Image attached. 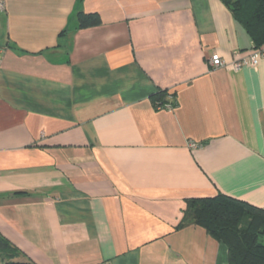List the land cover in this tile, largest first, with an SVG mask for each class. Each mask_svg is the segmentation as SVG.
<instances>
[{
	"label": "crops",
	"instance_id": "1",
	"mask_svg": "<svg viewBox=\"0 0 264 264\" xmlns=\"http://www.w3.org/2000/svg\"><path fill=\"white\" fill-rule=\"evenodd\" d=\"M251 46L221 0H4L0 234L19 260L228 264L175 226L217 192L264 207V55L234 65Z\"/></svg>",
	"mask_w": 264,
	"mask_h": 264
},
{
	"label": "trees",
	"instance_id": "2",
	"mask_svg": "<svg viewBox=\"0 0 264 264\" xmlns=\"http://www.w3.org/2000/svg\"><path fill=\"white\" fill-rule=\"evenodd\" d=\"M235 22L243 27L256 49H264V0H221ZM77 28L100 24L96 12L78 11ZM64 30L59 32L62 36ZM166 90L151 94L155 106L173 105ZM201 226L227 250L228 264H264V207L217 192L213 196L186 200L181 220L175 228ZM24 254L0 234V264H31L20 261Z\"/></svg>",
	"mask_w": 264,
	"mask_h": 264
},
{
	"label": "built area",
	"instance_id": "3",
	"mask_svg": "<svg viewBox=\"0 0 264 264\" xmlns=\"http://www.w3.org/2000/svg\"><path fill=\"white\" fill-rule=\"evenodd\" d=\"M1 10H4V0H0V11ZM263 55H264V49H256L253 46H251L249 52L246 55H244L243 57L239 58L234 63V65L238 68L244 64L254 66L257 63L258 57L263 56ZM0 63H1V52H0ZM210 64H211V66L223 65V61L221 60V57L217 52L211 54ZM164 106L167 108L171 107L170 104H165ZM189 146L196 147L197 144H195L194 142H189Z\"/></svg>",
	"mask_w": 264,
	"mask_h": 264
}]
</instances>
